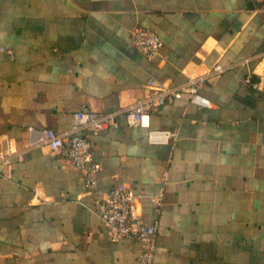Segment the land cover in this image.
<instances>
[{
    "label": "crops",
    "instance_id": "1",
    "mask_svg": "<svg viewBox=\"0 0 264 264\" xmlns=\"http://www.w3.org/2000/svg\"><path fill=\"white\" fill-rule=\"evenodd\" d=\"M134 26L157 32L161 55L132 46ZM0 44L15 53L0 56V150L14 152L0 165V264H139V242L111 240L98 214L117 182L161 195L139 202L153 264H264V90L243 82L264 69V0H0ZM216 61L226 68L201 88L210 107L179 98L151 112L175 140L151 143L121 115L92 135L95 189L27 146L33 129L63 131L75 111L142 97L149 77L178 84Z\"/></svg>",
    "mask_w": 264,
    "mask_h": 264
},
{
    "label": "built area",
    "instance_id": "2",
    "mask_svg": "<svg viewBox=\"0 0 264 264\" xmlns=\"http://www.w3.org/2000/svg\"><path fill=\"white\" fill-rule=\"evenodd\" d=\"M131 44L146 57L161 55L164 43L152 28L134 26L131 29ZM6 55L14 59L13 49L0 44V56ZM251 58V57H250ZM257 62H264V52L255 56ZM249 58L241 59L240 64L247 65ZM226 67L218 61L210 65L204 72L188 76L178 84H169L149 77L144 84L142 97L128 105L110 111L96 113L94 111H75L67 129L55 131L52 128L33 129V136L27 146H46L50 152L59 154L70 166L79 169L88 190L95 189L100 163L93 157L95 140L93 134L109 126H116L121 115L128 125H136L147 130V138L151 143H168L175 140L178 129L151 127V112L173 99L184 98L198 107H210L211 99L201 88L206 79L220 74ZM257 77L253 79V74ZM243 82L257 90H264V69L260 72L248 70ZM14 152L0 150V165H10ZM167 172L163 171L166 176ZM149 200L153 205H161V195L135 190L129 185L117 182L104 194L99 203L98 214L111 240L126 237L139 242V264H153L156 250V226L146 222L140 211L139 202Z\"/></svg>",
    "mask_w": 264,
    "mask_h": 264
}]
</instances>
